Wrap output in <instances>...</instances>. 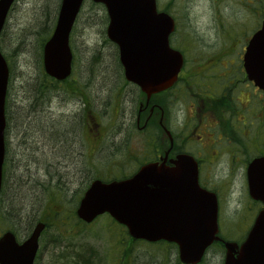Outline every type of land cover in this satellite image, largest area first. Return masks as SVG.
Wrapping results in <instances>:
<instances>
[{
	"label": "flooded vegetation",
	"instance_id": "flooded-vegetation-1",
	"mask_svg": "<svg viewBox=\"0 0 264 264\" xmlns=\"http://www.w3.org/2000/svg\"><path fill=\"white\" fill-rule=\"evenodd\" d=\"M229 1L238 9L231 16L233 21H227L221 10L217 9L219 11L208 14L209 29L213 33L207 32L208 37H200L201 30L193 34L192 27L189 31L179 29L177 18L167 11V6L161 7L156 0L158 11H167L175 22L168 44L181 54L182 66L170 87L147 97L138 86L126 81L117 60L120 76L113 83L111 91L116 98V113L121 117L119 123L102 126L93 118L90 81L84 77L70 76L66 81L53 84V95H59L61 99L62 95L73 96V106L78 107L73 116L69 115L73 137L64 141L68 146L56 150L53 161L57 165H52L55 170H60L62 166L68 172L73 164L77 163V167L73 169L75 171L71 173L72 176L66 175L59 180L55 184L56 188L60 181L66 186L72 177L86 179L90 174L89 164L92 159L97 161L94 154L102 146L109 150L104 157L125 154L124 160H133L132 164L138 162L132 171L106 178L109 182L129 178L148 163L164 162L166 167L171 168L172 161L178 156H189L196 164L198 185L217 199L218 237L221 240L218 243L228 240L240 245L245 240L258 212L263 208L261 203L249 196L247 169L254 160L264 157V90L248 79L244 69V54L250 39L262 27L264 0ZM206 50L211 52L206 53ZM10 138L6 121L0 185V224H4L9 208L19 211L25 208L24 205L17 208L16 193H13L21 187L16 171L23 169L24 173L20 174L27 175L26 178L32 181L29 189L38 187L40 182L36 179L42 178V171L48 173V169L40 164L41 161L36 165L31 158H27L26 162L19 164L13 159L10 154ZM140 140L142 144L137 160L135 149ZM61 191L66 195L64 189ZM37 203V200L34 203L29 201L35 207ZM35 207L33 210H37ZM74 207V203L71 204V208ZM36 215L35 220L41 217L40 221L45 228L38 240L35 262L43 248L41 240L48 228V221ZM221 223L234 231L242 227H246V230L243 234L238 232L241 236L227 239L221 233ZM24 228L22 233L15 227L6 226L0 229V236L10 232L21 243L28 238L34 227L26 225ZM129 258L132 260V256ZM176 258L177 264H181L177 252ZM154 261L150 258V264H154ZM128 262L129 259L125 264Z\"/></svg>",
	"mask_w": 264,
	"mask_h": 264
},
{
	"label": "water",
	"instance_id": "water-1",
	"mask_svg": "<svg viewBox=\"0 0 264 264\" xmlns=\"http://www.w3.org/2000/svg\"><path fill=\"white\" fill-rule=\"evenodd\" d=\"M14 0H0V33ZM84 0H61L56 23L42 51L44 72L57 81L70 76L69 35ZM108 16L107 38L118 48L127 81L149 97L170 87L182 66V56L169 48L174 22L157 12L155 0H91ZM244 69L255 86L264 90V21L250 39ZM9 70L0 52V182L4 156L5 97ZM173 167L149 163L132 177L108 184L92 181L83 193L76 216L85 223L108 214L136 240L165 241L177 246L182 264H198L206 249L220 241L216 197L198 185L194 160L185 155ZM249 196L263 205L241 245L223 242V264H264V157L247 169ZM44 224L36 225L21 244L12 233L0 237V264H33Z\"/></svg>",
	"mask_w": 264,
	"mask_h": 264
},
{
	"label": "rangeland",
	"instance_id": "rangeland-1",
	"mask_svg": "<svg viewBox=\"0 0 264 264\" xmlns=\"http://www.w3.org/2000/svg\"><path fill=\"white\" fill-rule=\"evenodd\" d=\"M57 1L16 0L0 39V49L7 57L10 65V94L9 102H7L9 112H19L20 119H25V114H28L30 119L28 118L27 123L32 121L33 128L36 129V132H39L27 130L28 137L27 134L24 137L26 141L28 139L36 140L37 134L42 135L41 133L44 134L45 131L49 134V128L53 127V124L55 127H57L56 125L70 127L72 120L69 115L73 116L75 111L78 110V107L73 106V96L62 95V99L57 102V99L61 97L52 94L51 81L43 76L40 44L54 26L51 25L49 32L44 34L50 22L53 21L54 17L56 18ZM158 4L161 7L167 6L171 10V13L177 18L179 29L183 30L184 28V30L189 31L192 27L191 33L193 34L194 31L201 30L200 37H208L207 32L213 33L209 29L208 14L212 15L213 11H219L217 9H220L222 16L227 18V21H233L231 16L238 11L236 6L229 0H158ZM104 16L105 9L101 5L86 1L70 35V47L73 53V72L71 76L82 78L87 77L89 73L92 115L102 126L119 123L121 119L120 114L116 113V98L111 91L113 83L118 81L119 67L115 49L106 41L105 28L107 22ZM210 37L214 38V35L210 34ZM202 49L199 51L204 52ZM209 52L211 50H206V53ZM37 90L38 92L45 90L46 95L52 100V104L49 103L45 110H41L39 104L34 105L32 103V100L37 97ZM68 98L70 101H68ZM29 103L31 104L29 105ZM36 115H38L37 119ZM39 117H41V120L43 118L47 121H39ZM33 118L38 122L35 123ZM11 124H8V128L11 133L10 150L13 153L15 149L20 148L18 145L24 141V138L22 135H17L13 124ZM51 135H53L52 130ZM42 140H45L43 136ZM60 142L56 145L57 150H60L64 145L68 146V144ZM139 143L137 149H135V151L137 150V160L142 140ZM52 145H54L53 142ZM75 146L73 144V148ZM77 151H80V149H77ZM108 153L107 147L103 148L102 146L98 149L97 153L94 154L97 161L90 159L92 161L89 164L90 174L86 179L76 177L71 191L74 190L78 196L82 188L94 176L103 179L112 178V175H119L121 172L127 173L132 171L135 165H138L135 160L133 164V160H124L125 154H117L116 151L114 153L117 155L104 157ZM29 158L36 165L41 161V157L36 153L31 154ZM36 165H33V167H36ZM16 176L19 178L18 182L21 187L24 185V188L28 189V203L29 201L34 203L35 200L38 203L36 207L30 204L28 206L25 203L26 206L22 211L9 208L7 215H5L4 224H0V229L6 226L15 227L17 231L19 230L18 232L22 231L23 233L25 228L20 220L25 219L24 211H28L30 214L32 212L33 215L38 214L47 220L48 228L41 240L43 248L35 264H48V262L51 264H68L69 257L82 250V248L93 250L100 257L101 264H124V248L130 249L128 258H126V261L129 259L128 264H150V258L155 260L154 264H177L174 246L163 243L151 244L145 241L127 246L121 240V229L112 225L106 216L97 218L90 225L77 222L71 208V203L76 198H69L64 192L58 191L55 185H48L50 183L49 181L47 183L44 175H42V178L36 179L37 182L42 183V188L39 186L35 188V186L31 189L29 187L32 186V181L26 178L27 175L17 173ZM34 207L37 210H33ZM220 230L229 239V237L241 236L246 227L234 231L231 227H224V224L221 223ZM130 256H132V260L129 258ZM222 260V250L214 245L208 250L202 264H221Z\"/></svg>",
	"mask_w": 264,
	"mask_h": 264
},
{
	"label": "bare ground",
	"instance_id": "bare-ground-1",
	"mask_svg": "<svg viewBox=\"0 0 264 264\" xmlns=\"http://www.w3.org/2000/svg\"><path fill=\"white\" fill-rule=\"evenodd\" d=\"M42 68H43V63H42ZM44 72H43V76H44ZM85 80H90V75L89 73L87 74V77L85 76L84 77ZM9 94H10V85L9 83L7 84V102H9ZM37 94V97H35L33 100H32V103L35 105V104H39L41 110H45V107L50 103L52 104V100L51 98H49V96H47V92L45 90H40L38 92H36ZM61 98L57 99V102L60 101ZM31 103H29L30 105ZM16 110H20V109H16ZM9 108L7 107V111H6V121L7 123L10 125L11 123L13 124L14 126V129L17 131V135L19 136H23V138L26 136L27 134V137H28V132L27 130H34L36 132V129L33 128L32 126V121H29L27 123V120L28 118L30 119L29 115L28 114H25V119H20V114L19 112H9ZM11 124V125H12ZM35 126V125H34ZM36 127V126H35ZM36 133H39V132H36ZM42 136H43V132L41 133ZM42 136L37 134V139L36 140H27L24 138V141L20 142V148L18 149H15L13 151V153L11 152V156L13 159L17 160L19 162V164H21L23 161L26 162V159L29 158V156L31 154H34L36 153V155H39V157H41V164H42V167L44 169H48V173L45 174L44 171L43 174H44V177L46 178L47 180V183L49 181L50 184L48 185H55L59 180H61L62 178H64L66 175H69V176H72L71 173H73L75 170V167H77V163L73 164L71 166V171L68 172L67 170L63 169L60 167V170H55L52 165H57L53 160L56 158V145H52V142L50 143H47L45 140L43 141L42 140ZM44 137V136H43ZM13 163H16L15 161ZM22 166H25L24 164H22ZM17 173H24L23 169H19L16 171ZM76 178H70L69 179V182L66 184V186L63 185V181H60L59 184H58V191H61V190H65L66 192V195L69 197V198H76L75 201L73 202L74 204H76V200L78 198V196L83 192V190L85 189L82 188V190L80 191V194L77 196V194L73 191H71L72 189V185L74 183ZM40 188H42V183H40L38 185ZM56 186V185H55ZM64 187V188H63ZM38 188V187H37ZM24 220H21L22 223L24 224L23 226H33L35 227L36 225L40 224L41 223V217H38L36 220V216L37 215H33L32 212L31 214L28 213V211H24ZM25 221V222H24ZM85 248H82V251H84ZM88 253H89V250H86ZM94 255V254H93ZM95 259H96V262L99 263V259H98V256H96V254L94 255ZM48 264H51L50 262H48Z\"/></svg>",
	"mask_w": 264,
	"mask_h": 264
},
{
	"label": "trees",
	"instance_id": "trees-1",
	"mask_svg": "<svg viewBox=\"0 0 264 264\" xmlns=\"http://www.w3.org/2000/svg\"><path fill=\"white\" fill-rule=\"evenodd\" d=\"M59 1L60 0H58L57 3H56L55 13L58 10ZM54 22H55V17H54L53 21L50 22V25L46 29L44 34H47L49 32V30L51 29V25H54ZM51 31H50V33H51ZM50 33H48L41 41V44H40L41 56H42L43 45H44L45 41L48 39ZM4 57H5L6 61H7V57L5 55H4ZM7 64H8V61H7ZM8 68L10 69V65L9 64H8ZM44 77L47 80H49V81L51 80V78H48L45 75H44ZM37 116L38 115H36V119L38 118ZM40 118L41 117H39V121H47V120H44L43 118L41 120ZM33 119H34L35 123L38 122L37 120L35 121V118H33ZM56 126L57 127H55L54 124H53V127L49 128V131H50L49 134L46 131L44 132L43 136H44V139H45V141L47 143L53 142L54 145H57L59 141L64 142V141L68 140V138L73 137V133L71 132L70 127H67L66 125H56ZM51 130H52V134L53 135L50 136ZM63 148H65V145L62 146L61 149H63ZM16 197H17L16 205L18 206L17 208H22L21 205L26 206L25 203H27L28 206H29V203H28V200H27V197H29L28 189H26L24 187H19L18 190L16 191ZM122 239H123L122 242L123 243L125 242L126 245L128 244V242H129V245H132L133 243L138 242V241H133V240L127 238L124 233L122 234ZM214 245L217 246L218 248H220L223 251L222 244L215 243ZM86 250H89V253ZM128 253H130V249L124 248V259L128 258V255H129ZM93 254L95 255L96 253L93 250H91V249H85L84 251L80 250L79 252H75L73 255H71L69 257L68 264H99L98 262H96V259H95ZM96 256H97V254H96Z\"/></svg>",
	"mask_w": 264,
	"mask_h": 264
}]
</instances>
